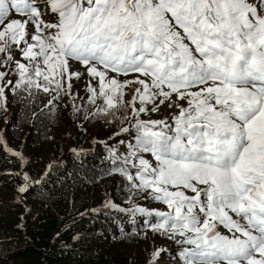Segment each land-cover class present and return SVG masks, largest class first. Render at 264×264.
Instances as JSON below:
<instances>
[{"label":"trees","instance_id":"1","mask_svg":"<svg viewBox=\"0 0 264 264\" xmlns=\"http://www.w3.org/2000/svg\"><path fill=\"white\" fill-rule=\"evenodd\" d=\"M204 1L0 0V264H221L216 227L264 217V83L250 67L264 0L183 12ZM17 13L58 27L59 57L36 53L37 32L16 41ZM69 27L73 41L97 33L80 63L57 51ZM78 68L89 83L72 98Z\"/></svg>","mask_w":264,"mask_h":264},{"label":"rangeland","instance_id":"2","mask_svg":"<svg viewBox=\"0 0 264 264\" xmlns=\"http://www.w3.org/2000/svg\"><path fill=\"white\" fill-rule=\"evenodd\" d=\"M254 2V7L256 8V1L257 0H247ZM216 0H205L204 4L198 3L197 7L194 10L189 9L188 7H185L183 12H212L214 9ZM243 3V2H242ZM235 3H229L227 5L223 6V11L227 12L228 9L234 11L235 10ZM10 15L13 14V12H9ZM64 12H58L56 17L59 18L64 17ZM68 17V16H67ZM66 18H64V22H66ZM16 25L20 27L22 32H18L16 34L15 39L16 41L22 40L23 38L26 39L28 43L31 42L32 39V32H37V35H35V45L34 50H36V53L42 54L45 61H50V53L51 51H54L55 53H52V56L59 57V55L56 52V48L54 46V40L55 35L52 36V34H56L57 28L56 26H47L46 30L42 33L40 30L38 31L37 28H35L32 22V16H27L25 19V22L20 21L21 15L15 14L14 15ZM238 18L249 27L250 18L248 15H245L244 13L240 12L238 14ZM19 19V20H18ZM57 19V18H55ZM253 20L255 21L256 18L253 17ZM106 24V17L103 14V16L96 18V21L94 23L95 30L100 31ZM59 26V24H58ZM37 30V31H36ZM251 33L257 38L258 42L261 44L260 51L264 56V43H262V39H264V25L256 23V26L250 30ZM68 32V42L70 41V44L68 47L64 45L62 48L59 46L57 49L58 53L61 55H65L66 57H69L72 59L73 62H82V60L85 57H88L92 54H94V49L97 37V33L93 35V37L87 35V30L82 33L80 37H76L73 41L72 36V28L67 29ZM248 33H250L248 31ZM254 37L253 42L256 41ZM49 45V46H48ZM70 47V48H69ZM17 52L16 58L19 59V61H22L23 63L27 58H31L30 55H32L34 52L31 51L28 47H26L24 42H21V45L15 49ZM23 50V53H20L19 51ZM242 57L239 55H235L233 64L236 68H238V60ZM260 58V53L258 51L254 52V66L255 68H258L260 66L262 69L263 67L259 64L257 59ZM234 61H237V64L234 63ZM259 72H264V70H260ZM75 70V69H74ZM79 75L74 76L75 83L72 81V84L66 85V88L69 89L71 97L74 98L76 96H81L84 93V90L81 88L83 85L88 84V77L82 73V69L78 68ZM261 75L253 74V77L259 81H262ZM78 85V86H77ZM177 99V96L174 95L169 99V105L175 103ZM264 156V151H259L258 158H261ZM50 160L49 158L47 159ZM262 165L261 169L264 168V161L260 163ZM255 168V164L252 166V169ZM260 169V170H261ZM253 175V172H252ZM200 205L204 208V211L207 210L208 207H206V204L200 203ZM202 207H200V210L203 211ZM243 219L247 221L248 214L243 211ZM251 217H255V220L257 222H262V227L264 229V218L258 215H251ZM208 221L203 220L201 223L202 226L207 225ZM208 241L212 242V248L216 249V254L220 259L221 264H264V239L261 237V233L259 229H256L251 223L241 221L240 218H232L229 221H226L224 225H220L216 227V233L211 238H208ZM183 260H178V264H182Z\"/></svg>","mask_w":264,"mask_h":264},{"label":"water","instance_id":"3","mask_svg":"<svg viewBox=\"0 0 264 264\" xmlns=\"http://www.w3.org/2000/svg\"><path fill=\"white\" fill-rule=\"evenodd\" d=\"M47 162H48V160H47Z\"/></svg>","mask_w":264,"mask_h":264}]
</instances>
